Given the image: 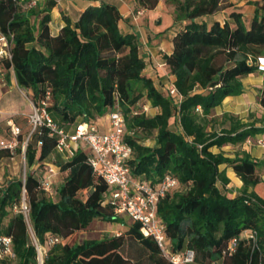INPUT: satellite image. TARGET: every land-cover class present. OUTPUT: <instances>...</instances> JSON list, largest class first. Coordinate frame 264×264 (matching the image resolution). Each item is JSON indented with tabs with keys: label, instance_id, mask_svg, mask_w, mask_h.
<instances>
[{
	"label": "trees",
	"instance_id": "1",
	"mask_svg": "<svg viewBox=\"0 0 264 264\" xmlns=\"http://www.w3.org/2000/svg\"><path fill=\"white\" fill-rule=\"evenodd\" d=\"M33 1L0 0V35L10 44L11 56L0 59V73L12 72L35 104L50 92L49 113L67 132L121 109L126 120L123 139L133 148L132 178L155 187L167 175L177 181L157 207L174 253L194 252L195 264H264V194L259 192L264 161L247 152L229 157L211 151L249 144V138L264 131L231 114L213 116L226 98L244 93L243 79L262 72L258 63L264 57V0L256 3L249 26L237 11L224 23L197 20L230 7L227 0H163L172 7L174 25L185 23L173 39L172 54L163 58L175 78L176 96L157 88L145 72L138 36L123 33L118 6H91L73 21L56 0H35L31 6ZM160 1L133 0L136 13L153 10ZM54 13L64 22L57 35L51 31ZM260 104L264 108V86ZM145 107L156 113L149 117ZM145 134L153 144L145 143ZM19 139L23 141V134ZM57 142L58 137L42 127L25 154L28 220L35 237L42 246L49 237L62 240L49 247L43 264H134L122 254L126 237L140 243L149 264H173L136 223L126 235L65 242L94 220L115 222L119 217L107 203L110 188L95 176L87 152L79 148L65 161L56 154ZM44 162L66 172L54 188L56 198L40 189ZM223 165L243 183L234 197L219 187L230 183L220 170ZM22 191L21 177L0 184V238H11L15 255L0 256V264H38L29 222L15 211L21 207ZM249 230L257 233L256 242L244 237ZM234 239L237 247L230 252Z\"/></svg>",
	"mask_w": 264,
	"mask_h": 264
},
{
	"label": "built area",
	"instance_id": "2",
	"mask_svg": "<svg viewBox=\"0 0 264 264\" xmlns=\"http://www.w3.org/2000/svg\"><path fill=\"white\" fill-rule=\"evenodd\" d=\"M56 1L60 3L62 0ZM35 5L36 1L34 0L31 6ZM143 14L144 10L138 11L136 19L138 20ZM0 42H3L5 47L8 46L5 37L1 36ZM0 54H4V57H11L10 51L7 50L0 51ZM258 64L259 70L263 72L264 57L259 58ZM167 90L172 96L177 95V90L173 84L168 85ZM30 103L32 112L28 118L30 126L28 135L21 142L19 137L23 134L22 128L13 119L8 120L6 128L11 139L0 141V152H7L14 158L21 147L23 162L25 169H27L26 148L32 136L40 128L46 127L51 136L58 137L56 154L61 155L65 161L71 159L79 148L87 152L88 162L92 166L95 176L104 181L110 188L107 203L110 204L118 216L126 214L130 217L132 223L140 224L143 235L152 238L158 244L161 253L173 264H195L194 252L189 251L183 254L172 251L165 234V225L157 215L160 200L177 185V181L172 176L167 175L155 187L145 179L132 178L129 162L133 158V148L123 139L126 120L119 107H116L105 116L108 121L106 132L99 129L98 123L90 124L88 122L78 124L73 132H67L57 125L49 113V108L52 105L50 92L39 103L35 104L32 100ZM144 109L146 112L149 111L148 107ZM248 143L264 149V137L249 138ZM58 172H60L58 165L52 162L43 163V168L39 171V185L42 191L50 195L54 194L52 183ZM26 177L27 171L21 177L23 182L22 204L15 211L23 213L28 220L30 208L27 202ZM244 237L254 242L258 240L257 233L252 230L247 231ZM61 241L59 238L49 237L47 244L52 246ZM33 245L38 253L41 252L42 245L36 238H34ZM236 247L237 240L234 239L229 246V251L234 252ZM2 255L15 257L12 251L11 238H0V256ZM43 262V260H39L40 264H43Z\"/></svg>",
	"mask_w": 264,
	"mask_h": 264
},
{
	"label": "crops",
	"instance_id": "3",
	"mask_svg": "<svg viewBox=\"0 0 264 264\" xmlns=\"http://www.w3.org/2000/svg\"><path fill=\"white\" fill-rule=\"evenodd\" d=\"M261 0H227L230 7H226L215 15L197 19L198 21H206L211 25L218 21L224 23L229 21V14L232 11L241 12L244 15V20L249 26L255 10L256 3ZM110 3L118 6L122 20L120 23L121 29L125 34H136L140 42L141 56L146 62L145 72L151 76L159 89L167 88L168 85L175 82V78L169 74L167 66L164 65V56L170 55L173 52V39L176 34L183 29L184 24L174 25L173 16L171 14L172 7L161 0L157 7L153 10H146L144 14L136 19V5L133 0H62L59 7L64 15H67L73 21L77 20L79 15L88 7L100 6L101 4ZM64 26L61 15H53L51 23V31L53 35H57ZM244 93L236 97H228L225 101L216 108L214 117H220L224 114H231L238 120L248 124H255L256 127L264 129V108L260 104V96L264 86V73L258 72L252 76L243 79ZM98 127L102 132H106L108 121L107 118H102L98 122ZM219 130L220 126L217 127ZM264 137V131L255 137ZM11 139L6 124L0 126V141ZM241 148V152H247L252 158L264 161V149L257 145L241 144L237 146H225L223 148L213 147V153L224 152L226 156L233 157L236 154H230V151ZM5 157L12 158L7 152H0V160ZM23 160V157H22ZM220 170L226 172L230 183L223 187L219 183L221 189L226 190L232 197L238 195L243 183L237 177L233 169L226 165L220 167ZM261 176L264 180V167L261 168ZM66 177V172H58L53 181L60 182ZM12 179V178H8Z\"/></svg>",
	"mask_w": 264,
	"mask_h": 264
},
{
	"label": "rangeland",
	"instance_id": "4",
	"mask_svg": "<svg viewBox=\"0 0 264 264\" xmlns=\"http://www.w3.org/2000/svg\"><path fill=\"white\" fill-rule=\"evenodd\" d=\"M44 1V0H40ZM30 6L28 4L24 5L25 9H28ZM57 14V13H56ZM58 16V15H57ZM34 20V18H32ZM1 38V35H0ZM2 50H10V44L5 47L3 42H0V51ZM4 57V54H0V58ZM32 100L31 96L27 93V91L20 89L15 80L14 74L12 72H8L3 70L0 73V122L1 125L4 126L6 122L10 119H13L15 123H17L23 132V139L28 135L30 131V126L28 124L29 115L32 112V105L30 101ZM141 104L145 103L144 101L140 102ZM140 109V107H139ZM156 113V110L150 108L147 112L149 117L153 116ZM145 136L146 144H153L152 137ZM236 151H230V154L241 153V148L235 149ZM28 171L25 169L24 162L22 160V154L17 151L14 159H10L5 157L3 160H0V184H4V182L10 178H20L23 177L24 172ZM63 181V180H61ZM60 182H53L52 188H56L61 185ZM224 190V189H222ZM226 191V190H224ZM259 192L264 194V185L260 186ZM83 195V194H82ZM51 196V195H50ZM54 197L56 198V194L54 192ZM52 197V198H54ZM119 221L115 222H105L102 220H94L90 226L79 232H75L69 239L65 242L69 244L82 243L84 240L95 239L100 240L105 237H113L126 235L129 230V226L132 224L130 217L126 214H121L118 216ZM29 222V235L31 243H34L35 234L33 232L30 219ZM47 244L42 246L41 252L38 253L39 260H45L46 254L49 250ZM122 254L124 257L132 260L134 264H149L148 262V253L141 247L140 243L130 237H126L125 245L122 249ZM38 260V264L39 263ZM13 264H16L13 262Z\"/></svg>",
	"mask_w": 264,
	"mask_h": 264
}]
</instances>
